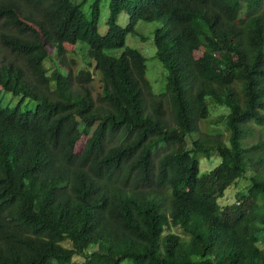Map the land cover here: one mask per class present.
I'll list each match as a JSON object with an SVG mask.
<instances>
[{
  "label": "trees",
  "instance_id": "1",
  "mask_svg": "<svg viewBox=\"0 0 264 264\" xmlns=\"http://www.w3.org/2000/svg\"><path fill=\"white\" fill-rule=\"evenodd\" d=\"M102 1L0 0V264H264V0Z\"/></svg>",
  "mask_w": 264,
  "mask_h": 264
},
{
  "label": "rangeland",
  "instance_id": "2",
  "mask_svg": "<svg viewBox=\"0 0 264 264\" xmlns=\"http://www.w3.org/2000/svg\"><path fill=\"white\" fill-rule=\"evenodd\" d=\"M86 8V7H85ZM109 10H110V0H103L102 1V10H101V17L99 23V29L102 34L107 32V20L109 17ZM128 15L126 12L120 14L119 23L126 27L128 26ZM162 21H154V22H146L140 21L136 27L137 34H129L127 36L126 44L131 47H135L139 49L146 57H147V76L151 80L153 84V88L156 93L161 94L166 89V82H167V75L169 73V69L163 64L162 61L159 60L157 57V47L154 42V31L158 27L162 26ZM121 49H118L120 52ZM77 67L85 66L83 63V58L81 56H76ZM47 65L51 67L52 63L48 62ZM97 88V85H96ZM0 102L3 105L7 106H16L20 102V96L14 95L11 92L1 91L0 92ZM37 106V102L31 98L26 99L22 103V108L24 110H35ZM215 113L218 114L224 112V108H215ZM204 127V126H203ZM217 130L226 131L223 125L217 126ZM258 138V131L256 132L255 136L250 138V142H255ZM82 143L80 142L77 145V150L81 151ZM197 157L200 159V169L201 172L209 171L214 166H216L220 161L221 157L218 154H214L211 158L205 156L204 153H199ZM249 185V181L245 178H242L238 185L229 187L226 191V196L221 200L230 201L231 198L234 196L237 189H245ZM259 242L258 245L260 248L264 250V231H260L258 233ZM122 264H133L130 259H126L123 261Z\"/></svg>",
  "mask_w": 264,
  "mask_h": 264
}]
</instances>
